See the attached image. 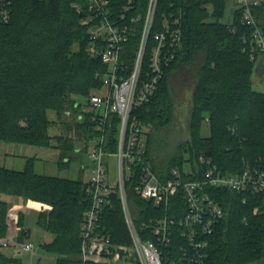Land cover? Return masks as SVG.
<instances>
[{
	"label": "trees",
	"instance_id": "1",
	"mask_svg": "<svg viewBox=\"0 0 264 264\" xmlns=\"http://www.w3.org/2000/svg\"><path fill=\"white\" fill-rule=\"evenodd\" d=\"M110 1L115 9L128 2L135 5L132 14L142 15L136 25L141 27L149 0ZM230 2L158 0L143 77L149 70L154 34L162 29L166 19H180L182 46L166 66L151 100L137 112L150 127L148 157L166 179L171 178L174 167L183 170L185 161L195 166L201 154L212 158L224 172H239L247 165L264 169V92L257 89L256 64L244 50L243 42L252 28L242 24L237 8L231 22L221 21ZM2 6L0 0V140L54 147L61 154L59 166L66 167L74 156L80 157L75 152L87 145L93 130L86 117L71 122L64 114L70 108L79 112L82 101L75 98H86L101 85L97 73L104 71L105 66L99 56L91 54V41L72 0H11L8 21L2 18ZM254 12L264 26V2ZM140 38L141 34H136L126 43L125 55L130 65ZM172 71L181 72L185 84L191 78L195 83L188 138L174 152L162 155L154 142L174 112ZM49 111L56 113L55 119L48 117ZM205 122L210 127L208 136L202 133ZM57 123L62 124V132L52 134L50 129ZM108 136L111 148H115L116 125L109 127ZM69 153L73 157H68ZM83 161L84 156L79 161L84 167ZM135 182H127L126 190L134 213L139 215L140 210L153 205L137 197L133 191ZM213 193L224 209V217L207 237L209 245L203 264H264V192L235 193L214 188ZM2 194L41 203L38 223L52 235L42 247L57 255L56 264H81V223L91 203L87 183L37 173L33 158L22 170L0 166V239L6 237L10 227V206ZM174 205L181 203L172 199L169 214L176 211ZM23 217V213L19 215V225H23ZM105 221L115 240H120L121 234L127 237L119 201L107 211ZM179 237L175 235L170 247L175 252L185 243ZM175 252L172 261L180 264ZM11 262L20 263L17 258L0 253V264Z\"/></svg>",
	"mask_w": 264,
	"mask_h": 264
},
{
	"label": "built area",
	"instance_id": "2",
	"mask_svg": "<svg viewBox=\"0 0 264 264\" xmlns=\"http://www.w3.org/2000/svg\"><path fill=\"white\" fill-rule=\"evenodd\" d=\"M4 21L10 18L11 0H1ZM264 0H239L242 24L252 28L243 38L244 50L256 64L259 82L264 78V26L254 10ZM80 14L81 24L91 41L90 52L101 58L105 70L98 72L101 85L91 90L80 104L78 118L87 119L94 135L92 146L84 157L93 163L87 192L91 203L86 210L80 230L81 264H175L171 247L175 235L185 239L175 253L180 264H203L208 236L224 217V209L214 196L213 189L235 193L264 192V169L247 165L239 172H224L212 158L201 154L195 166L174 167L171 178L161 176L148 157L150 127L143 122L138 108L155 94L166 66L182 46L180 19L165 20L162 29L154 34L155 44L149 55V70L143 77V61L147 42L154 25L158 0H149L141 27L142 15H134L131 2L115 9L110 0H72ZM141 34L135 60L126 58V43ZM116 125L117 144L111 148L109 127ZM117 159V175L109 177L105 157ZM87 159V160H85ZM135 179L133 191L141 200L153 206L136 215L129 203L126 183ZM174 213L169 214L171 200ZM121 204L127 237L115 240L105 218L115 201ZM182 203L184 208L182 210ZM180 214V215H179ZM15 216L9 213V218ZM126 240L127 242H122ZM14 241L7 237L5 244ZM15 258L22 253L36 254V242L23 241ZM17 264V263H8ZM19 264H23L21 261ZM29 264H34L30 262Z\"/></svg>",
	"mask_w": 264,
	"mask_h": 264
},
{
	"label": "rangeland",
	"instance_id": "3",
	"mask_svg": "<svg viewBox=\"0 0 264 264\" xmlns=\"http://www.w3.org/2000/svg\"><path fill=\"white\" fill-rule=\"evenodd\" d=\"M235 8H237L239 11L241 10L239 0H232V2L229 3L225 11V15L221 21L231 22L233 19V13ZM260 23L263 24L262 21H260ZM254 76H255L254 81L257 85V89L259 91L264 92V78H262V82H259L258 75L256 74ZM184 79L185 78L181 74V72L172 71V77L170 78V83L172 84V91L175 99L174 112L171 121L168 124H166L164 129L160 130L162 132L156 136L154 142L158 152H162V155L170 154L174 152L176 147L181 142H184L188 138L187 125L190 115V109L192 107V91H193L192 89L195 82L191 78L189 82H186L188 84H185ZM75 99L79 102L81 101L84 102L85 100V98L83 97H76ZM67 110H68L67 115L66 114L64 115L71 122L82 121V119L78 118L80 112L72 108ZM48 117L51 120H53L56 117V113L54 111H49ZM85 117L87 118L86 115L84 116V118ZM50 131L52 132V134H60L62 132V124L61 123L55 124L50 129ZM202 133L205 136H208L210 134V127L209 124H207L206 122L203 125ZM93 135L89 138L87 145L83 147V149H81L77 153L75 152V154H80L79 155L80 157L77 158L75 156L73 157V155L70 153L67 155L68 157L71 156L73 158L71 159L70 163L63 168L59 166V160L61 154L59 150L54 147L43 148L34 145L19 144V143L6 142L0 140V166L11 169L22 170L26 167L29 158H33L34 169L37 173L57 175V176L73 178V179H81L85 183H88L92 172L91 165H93V163L85 159L87 160L88 164L87 166L83 167L79 161L82 158V156L84 157L86 156L88 149L92 146L93 140L91 139ZM105 161L109 168V174H108L109 177L111 179H115L117 175L116 157L114 155L111 156L107 155L105 157ZM184 166L189 167L190 162L185 161ZM13 203H12V207H13ZM21 208L22 207L19 206L12 211L14 212L15 216L18 214L19 217V215L22 214ZM24 211L25 213L22 219L23 225L18 224L19 223L18 217L15 218L11 216L9 218L10 223L13 222L15 225L18 226L17 228L18 230L16 234L13 232L15 235L13 233H10L7 234L6 237L0 239V253H2L8 258H15L17 253L21 250L20 244L26 240H33L36 242L37 245L35 249L36 254L34 256H31V254L27 252H23L20 261L23 264H29L30 262L43 263V264H56L57 255L47 252L42 247V244L45 241V239H47V241H50L52 239V235L49 233H45L43 231V228L38 223L39 213H40L38 203L35 201H30L27 207L24 208ZM24 226L26 227L27 230L24 228ZM7 237H11V238L13 237L14 241H10L8 244H5L4 240Z\"/></svg>",
	"mask_w": 264,
	"mask_h": 264
},
{
	"label": "crops",
	"instance_id": "4",
	"mask_svg": "<svg viewBox=\"0 0 264 264\" xmlns=\"http://www.w3.org/2000/svg\"><path fill=\"white\" fill-rule=\"evenodd\" d=\"M1 198L4 200V201H6L8 204H9V206H10V210H9V213L10 212H12L15 208H17V207H19V206H21L22 208V213L24 214L25 213V211H24V208L25 207H27V205H28V203L31 201V200H29V201H27V200H24L23 199V197H17V196H12V195H7V194H2V196H1ZM14 202V203H13ZM12 203H13V207H12ZM38 203V202H37ZM15 204H17V205H15ZM18 204H20V205H18ZM38 205H39V212L41 211V208L43 207V205L41 204V203H38ZM10 229H8V234H10V233H17V228H18V226L17 225H15L13 222L12 223H10V227H9ZM24 228L26 229V227L24 226ZM27 230V229H26ZM45 233H47L45 230H43ZM13 233V234H14ZM14 234V235H15ZM44 236H45V234H44ZM30 239V238H29ZM45 241H47V239H45ZM44 241V242H45ZM43 242V243H44Z\"/></svg>",
	"mask_w": 264,
	"mask_h": 264
},
{
	"label": "water",
	"instance_id": "5",
	"mask_svg": "<svg viewBox=\"0 0 264 264\" xmlns=\"http://www.w3.org/2000/svg\"><path fill=\"white\" fill-rule=\"evenodd\" d=\"M33 1H37V0H33ZM218 188L221 189L222 187L219 186ZM18 257H19V256H17V258H18Z\"/></svg>",
	"mask_w": 264,
	"mask_h": 264
}]
</instances>
